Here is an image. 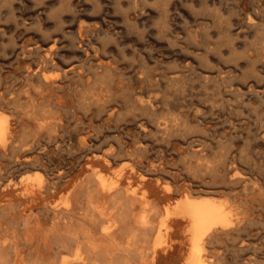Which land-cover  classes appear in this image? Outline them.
<instances>
[{
    "label": "rangeland",
    "instance_id": "374dc122",
    "mask_svg": "<svg viewBox=\"0 0 264 264\" xmlns=\"http://www.w3.org/2000/svg\"><path fill=\"white\" fill-rule=\"evenodd\" d=\"M51 46L56 64L36 72ZM0 87L13 128L0 149V258L56 248L54 214L44 201L30 208L13 184L38 171L58 186L53 203L97 169L110 180L123 170L126 188L147 176L156 195L155 180L171 184L163 205L227 199L237 224L214 240L210 264H234L240 241L264 224V0H0ZM182 241L173 237L158 264H184Z\"/></svg>",
    "mask_w": 264,
    "mask_h": 264
},
{
    "label": "bare ground",
    "instance_id": "6f19581e",
    "mask_svg": "<svg viewBox=\"0 0 264 264\" xmlns=\"http://www.w3.org/2000/svg\"><path fill=\"white\" fill-rule=\"evenodd\" d=\"M42 37H44V35ZM44 38H46V37H44ZM39 39H41V36ZM44 40L42 43H44ZM55 41H56V39H55ZM10 48H11V46L9 47V49ZM54 48H52V46L50 47L49 52H47L48 55H46L45 58L38 63V66L36 68V72L41 71L42 68H44L47 64H50V63L52 65L56 64V63H54V62H56V60H55V49ZM58 51H56V52H58ZM35 53H37V52H35ZM52 70H51V72H52ZM60 73H61V71H60ZM51 76L44 77V80L49 81ZM63 80H65V79H63ZM40 82H42V81H40ZM45 83H47V82H45ZM31 91L29 89V92H31ZM52 92H54V91H52ZM58 93H59V91H58ZM31 94H32V92H31ZM38 96H37V98H38ZM16 97H18V96H16ZM48 97L50 98L49 95H48ZM19 100H21V99H19ZM34 101H35V99H34ZM39 101H38V103H39ZM61 102H63V100ZM34 103L36 104V102H34ZM59 103H60V101H59ZM65 104H67V103H65ZM49 109L50 108L48 107V110ZM50 110H52V109H50ZM63 112H64V110H63ZM45 113H46V111H45ZM35 115H36V113H35ZM147 120H150V118ZM159 121H162V120L159 119ZM164 121L166 122V120H164ZM48 122H49V120H48ZM165 125H167V124H165ZM41 126L42 125H40V127ZM176 126L174 125V127H176ZM174 127H172V128H174ZM28 128H30V127H28ZM142 128H145V127H142ZM37 130H40V128ZM42 131L44 133V130H42ZM47 133H48V131H47ZM12 135H13V128H12L11 119L9 118L8 114H6L4 112H0V149H5L9 145V143L11 142V138L13 137ZM195 135H197V134H195ZM191 136H192V134H191ZM18 137H19V135H18ZM79 138H81V137L79 136ZM54 139H55V137H54ZM71 139H73V138H71ZM81 140H80V142H81ZM162 140H165V139H163V137H162ZM36 142H37V140H36ZM51 142H53V140ZM82 143L86 144V140H83ZM182 144H184V143H182ZM34 145H36V143ZM195 146H197V145L195 144ZM209 150H210V148H209ZM242 156H243V154H242ZM249 157L250 156H247L246 159ZM207 159H209V158H207ZM246 159H245V161H246ZM248 162L251 163V160L248 159ZM113 163H115V162H113ZM198 163H199V161H198ZM202 164H203V162H202ZM249 164L246 163V165H249ZM15 165H16V163H15ZM49 165H51V164H49ZM220 165H222V164H220ZM29 167H30V165H29ZM143 167H144V165H143ZM247 167L248 166H246V168ZM39 169H40V167H39ZM172 170H174V169L172 168ZM236 170H237V168H236ZM257 170L259 171V169H257ZM257 170L255 169L254 171L257 172ZM263 170H261L260 172H263ZM38 172H39V174L36 173L37 175H31V176L27 175L28 177L21 178L18 182H15L13 184L15 187H19V186L25 187L26 193H25L23 200L25 199V200L30 202V205H29L30 208H33V209L38 208L41 206L42 202L44 201L43 202V208L51 211L54 214V223H53V227H52L50 232H51V235L56 237V248H53L52 245H50L49 243H46V245H47V254L46 255H42V256L33 255V257L27 259V257L24 258L23 256H21L20 249H16L17 248L16 247L15 248L16 249L15 250V257L13 259H6V258L2 257V258H0V264H158L160 257L168 256L173 252L171 247H172L173 237H175V236H179V237L183 238V241L179 244V250L178 251H179L182 259H185L184 264H208L210 261L207 263L205 261H208L207 258L209 256V254L211 253V250H212L211 245L214 242V240L220 234L229 233V231L233 230L235 225L237 224L235 222L236 213L234 211V208L232 207L234 204L231 206L229 204V202L227 201V199L216 201V200H213L210 198H195V197H192L189 195H187V196L184 195L182 198H179L177 200V202H175L173 204L169 202V204L163 205L162 200H170L172 195L174 194V191H175L174 186H172L171 184H165L164 187H161V185L159 183L160 179H157V181L155 180V186H156L155 188L157 190L158 195H156L155 193H152L151 190L146 188L147 182H149L151 180V178L144 176V178L142 177L143 178L142 184L139 187H133L132 186L130 188L129 187L126 188V187H123V182L125 181V173L123 172V170H120L119 172H117L116 175L114 176V178H112L110 180L101 170L97 169L94 172H92L90 175H88V177L86 179H84L80 184L76 185L73 189H71L69 191V193L65 194L61 200L53 203L51 201H48V199L51 197H54L56 195L57 190H58V186L55 183H52V182L46 180V178H45L46 176L44 177L45 174L43 172H41V171H38ZM234 172L236 175L237 171H234ZM239 173L237 174V176L239 175ZM246 173H248V172H246ZM49 175H51V173ZM226 175H227V173H226ZM260 175L262 176V173H260ZM261 176H260V178H261ZM190 177H191V175H190ZM212 178H213V176H212ZM169 179H171V178H169ZM202 180L203 179H200L201 182H202ZM200 181H199V183H200ZM247 181H249V180H247ZM53 182H55V181L53 180ZM220 182H222V181H220ZM10 184H12V183L10 182ZM252 184H254V183H252ZM244 186L246 187L247 184H244ZM251 186H253V185H251ZM259 187L261 188V186H259ZM91 188L93 189V191H91L92 190ZM89 189H91L90 190L91 193H90ZM179 190H181V188ZM257 190L259 191V189H257ZM83 191H88V194H87L86 199L84 201H79L77 199V196L80 194V192H83ZM245 191H248V190L246 189ZM45 192H47V193H45ZM223 192H225V191H223ZM239 202H241V201H239ZM247 205H249V208H250V203ZM246 207H245V209H246ZM251 207H253V206H251ZM261 211L263 212L262 209H261ZM254 212L255 211H253V213ZM247 214H248V212H247ZM247 214H245V215H247ZM249 214H251V213H249ZM254 220H255V218H254ZM244 229H246V228H244ZM249 231H250V235H249L250 239L249 240L242 239L240 241L238 248L236 249L237 253L235 256L234 264H264V224L259 226V228L257 229L256 232H253L252 229ZM12 233H13V231H12ZM150 233H153V234H151L152 236L150 235ZM1 234H3V233H1ZM13 236H14V233H13L12 237ZM12 237H11V239H12ZM15 237H17V236H15ZM228 237H229V235H228ZM4 239H5V236H4ZM6 239H9V238L7 237ZM15 239L13 237V240H15ZM13 240H11V241H13ZM175 241H177V240H175ZM16 242H17V240H16ZM10 244H12V243H10ZM13 245H17V244H13ZM245 251H246V253H249L246 258L244 257ZM69 252H71V254H69ZM226 252H227V250H226ZM232 254L235 255L234 252ZM5 256L9 257V255H5ZM222 259H224V258H222ZM233 260H234V258H233ZM221 262H222V260H220L219 264Z\"/></svg>",
    "mask_w": 264,
    "mask_h": 264
}]
</instances>
